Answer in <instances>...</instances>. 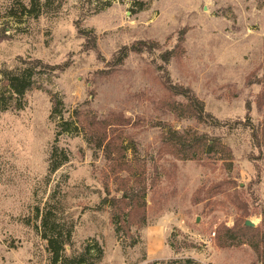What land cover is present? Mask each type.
<instances>
[{
    "label": "rangeland",
    "instance_id": "374dc122",
    "mask_svg": "<svg viewBox=\"0 0 264 264\" xmlns=\"http://www.w3.org/2000/svg\"><path fill=\"white\" fill-rule=\"evenodd\" d=\"M39 1L0 0V264H50L35 216L46 202L73 222L75 250L102 248L100 264H263L236 244L250 238L246 221L263 231L253 133L264 123V0ZM138 42L149 48L119 61ZM35 60L58 69L31 71L33 89L9 99L1 72ZM166 79L202 103L203 122ZM54 99L67 125L50 118ZM174 132L230 153L179 161L164 144ZM123 190L130 200L103 203Z\"/></svg>",
    "mask_w": 264,
    "mask_h": 264
},
{
    "label": "trees",
    "instance_id": "16d2710c",
    "mask_svg": "<svg viewBox=\"0 0 264 264\" xmlns=\"http://www.w3.org/2000/svg\"><path fill=\"white\" fill-rule=\"evenodd\" d=\"M30 9L33 10L35 7L40 6L39 0H28ZM51 0H45L42 6H47ZM24 13H30V9L23 5ZM149 48V43L138 42L133 45L130 49L124 47L120 52L119 61H122L129 52L132 53H142L144 49ZM172 53L165 52L163 54V62L168 63ZM31 67L22 70H3L1 72V83L4 88V92H7L9 99H20L23 98L25 93L32 90L34 87V82L32 80V72L36 71L39 74H45L55 71L58 69L56 67H51L46 64L41 63L38 60L31 62ZM166 89L174 96L183 97L186 100L185 109L188 114L195 118L199 122H203L206 115L204 114V108L201 102L192 94V92L182 86L172 85L168 79L164 81ZM1 94V93H0ZM1 101V100H0ZM61 102L58 99L52 100V109L50 113V118H59L61 126L67 125L64 122L61 115ZM20 108V107H18ZM8 107L6 104L0 105V112L7 111ZM75 122H70V125H75ZM77 127H75V131ZM67 131V130H66ZM254 140L256 141V146L264 147V123L261 129L253 133ZM164 144L172 148V153L176 155L179 161H192L200 159L202 153H212L216 148L220 149L223 157L228 156L230 153L229 149L226 148L219 142L209 141L202 136L197 135H180L176 132L168 138H164ZM97 147H103L102 143L99 142ZM110 157V154L108 155ZM107 156V157H108ZM109 159V158H106ZM223 159V158H222ZM225 159V158H224ZM68 160L66 155H63V163ZM114 165H125L120 159H110ZM134 161V160H133ZM127 164H132V161H126ZM58 166L52 167V171L57 169ZM140 196L141 207L144 203V198L146 195V190L143 188L140 190L136 197ZM132 193L127 190H123L120 198L104 200L103 203H123L130 200ZM130 198V199H129ZM108 201V202H107ZM139 207V206H138ZM36 218H40L39 233L42 240L46 242V251L49 255L50 264H100L103 259V251L97 244L89 245L86 244L82 246L79 250L73 248V232L74 224L68 217L63 215L60 208L57 207L55 202H46L43 208L40 210L39 207L35 208ZM261 227H242L241 232L245 235H250L248 240H242L236 245L244 244L250 246V248L262 258V263L264 264V253H261L260 246L264 245V208L261 210ZM116 224L117 221H113ZM233 230H227L231 233ZM231 241L230 246H234V238L229 239Z\"/></svg>",
    "mask_w": 264,
    "mask_h": 264
},
{
    "label": "water",
    "instance_id": "95a60500",
    "mask_svg": "<svg viewBox=\"0 0 264 264\" xmlns=\"http://www.w3.org/2000/svg\"><path fill=\"white\" fill-rule=\"evenodd\" d=\"M246 227H254V224L249 222V221H246L245 224H244Z\"/></svg>",
    "mask_w": 264,
    "mask_h": 264
}]
</instances>
